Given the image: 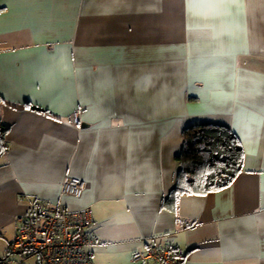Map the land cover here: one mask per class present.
<instances>
[{
    "label": "crops",
    "instance_id": "obj_1",
    "mask_svg": "<svg viewBox=\"0 0 264 264\" xmlns=\"http://www.w3.org/2000/svg\"><path fill=\"white\" fill-rule=\"evenodd\" d=\"M204 123L238 137L242 170L171 210L184 131ZM1 126L11 264H44L9 250L35 201L94 210L97 264H139L152 237L182 264H264V0H0Z\"/></svg>",
    "mask_w": 264,
    "mask_h": 264
},
{
    "label": "built area",
    "instance_id": "obj_2",
    "mask_svg": "<svg viewBox=\"0 0 264 264\" xmlns=\"http://www.w3.org/2000/svg\"><path fill=\"white\" fill-rule=\"evenodd\" d=\"M75 124L81 123L80 111L73 114ZM87 182L79 177H66L62 183L65 195L80 197ZM19 228L9 243L14 252H27L40 256L44 264H97L90 246L99 245V237L91 233L94 210L91 207L69 208L57 203L44 205L35 201L19 216ZM186 226V224L184 225ZM133 261L139 264H182L174 249L159 246L156 237L146 247L136 251ZM0 264H11L0 258ZM17 264H24V260Z\"/></svg>",
    "mask_w": 264,
    "mask_h": 264
},
{
    "label": "trees",
    "instance_id": "obj_3",
    "mask_svg": "<svg viewBox=\"0 0 264 264\" xmlns=\"http://www.w3.org/2000/svg\"><path fill=\"white\" fill-rule=\"evenodd\" d=\"M0 142L2 153L7 147L6 128L2 126ZM243 158L240 141L229 127L204 123L186 128L176 184L163 206L176 210L183 194H206L227 187L241 172ZM169 249L176 251L175 247Z\"/></svg>",
    "mask_w": 264,
    "mask_h": 264
},
{
    "label": "water",
    "instance_id": "obj_4",
    "mask_svg": "<svg viewBox=\"0 0 264 264\" xmlns=\"http://www.w3.org/2000/svg\"><path fill=\"white\" fill-rule=\"evenodd\" d=\"M34 109H40V110H42L40 107H38V106H32Z\"/></svg>",
    "mask_w": 264,
    "mask_h": 264
},
{
    "label": "rangeland",
    "instance_id": "obj_5",
    "mask_svg": "<svg viewBox=\"0 0 264 264\" xmlns=\"http://www.w3.org/2000/svg\"><path fill=\"white\" fill-rule=\"evenodd\" d=\"M9 250H10V249H9ZM26 254H28V253H26ZM32 261H33V260H31L30 263H31ZM34 263H35V262H34ZM34 263H31V264H34ZM12 264H16V263L13 262Z\"/></svg>",
    "mask_w": 264,
    "mask_h": 264
}]
</instances>
